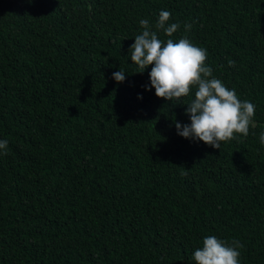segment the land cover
<instances>
[{"label":"trees","instance_id":"16d2710c","mask_svg":"<svg viewBox=\"0 0 264 264\" xmlns=\"http://www.w3.org/2000/svg\"><path fill=\"white\" fill-rule=\"evenodd\" d=\"M162 10L255 105L247 137L186 139L192 95L144 87L129 49ZM261 132L264 0H0V264H195L209 235L264 264Z\"/></svg>","mask_w":264,"mask_h":264},{"label":"clouds","instance_id":"9594fccd","mask_svg":"<svg viewBox=\"0 0 264 264\" xmlns=\"http://www.w3.org/2000/svg\"><path fill=\"white\" fill-rule=\"evenodd\" d=\"M171 13L162 10L155 25L147 19L139 21L141 34L134 38L129 49L133 64L138 66L136 73H143L149 66L150 86L144 87L169 102H179L182 98H192L185 114L190 123L182 124L174 120L178 135L204 142L215 149L222 143L249 135L250 125L255 116V105L241 101L235 89H229L221 79L213 75V69L206 65L207 50L193 44L186 36L174 40L171 37L180 28L179 23L169 24ZM185 31L192 24H185ZM155 29V30H154ZM169 37L166 41L159 38L160 31ZM229 59V67H235ZM117 83L124 82L125 72L113 73ZM194 92V95H193ZM142 99V97H138ZM259 143L264 146V132L259 135ZM8 141L0 140V155H7ZM244 245L237 240L229 243L214 235L204 237L202 246L192 254L195 264H239L240 251Z\"/></svg>","mask_w":264,"mask_h":264}]
</instances>
